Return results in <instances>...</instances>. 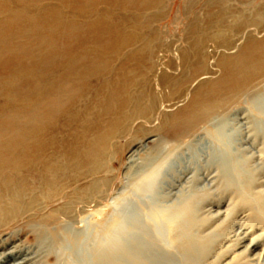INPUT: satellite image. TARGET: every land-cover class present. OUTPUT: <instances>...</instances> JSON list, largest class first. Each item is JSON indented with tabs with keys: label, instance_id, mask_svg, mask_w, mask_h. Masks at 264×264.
Wrapping results in <instances>:
<instances>
[{
	"label": "rangeland",
	"instance_id": "374dc122",
	"mask_svg": "<svg viewBox=\"0 0 264 264\" xmlns=\"http://www.w3.org/2000/svg\"><path fill=\"white\" fill-rule=\"evenodd\" d=\"M1 1L2 0H0L1 11H3H0V65L2 66V62L11 61V67L15 65L17 69H19L22 66L21 69H19V74L10 72L11 70L9 69L5 70L0 66V87H2L0 88V95L2 96L0 97L1 117L7 118L10 115V111L16 109L21 112L25 111L24 114H27L29 110H31V112L33 111L32 106L35 99V96L33 95H35V86L37 83V73L35 71L38 69L37 65L34 64L36 63L35 61H37L35 59H38L39 57L44 58L45 55H47L46 53L51 50L53 52L56 50V52L58 51L61 54L64 53L65 60L69 59L68 61L79 59L80 56V58H83L84 64L96 59V57L98 60L108 61V67L103 71H95L96 73L85 71L77 72L75 76L76 79L83 83L80 82L82 87L80 93L76 95V98L74 97L75 99H73V101L67 104L63 112H61V114L55 119V122L46 126V130L50 133V136H53L58 141L61 140L63 143L66 141L67 144L68 141H71L70 138L72 135L83 131L82 127L87 131L86 136L96 133L98 134L99 132L106 130L107 123L111 124L112 120L115 119L113 116H105L99 111V109H96L105 105L104 98H106L105 95L107 94L104 93L102 88L108 83L109 87L117 86L120 82L119 80H121L123 76L129 74L134 78L135 83H138L139 77L142 76L145 70V67L143 66L144 64L146 67L148 64L151 65L150 67H152V69L150 72L148 71L146 73L145 76L147 78L145 76L140 77V83H142L144 79L149 82V88L156 93L159 98V103L155 109L156 113L147 114L146 118L137 117L134 118V120L130 119L132 122L130 120L126 121L127 123H125L127 124V127L124 126L121 132H117V134L114 135L115 137L113 136L108 141L104 164L101 168L102 170L100 169L94 174V176H82L80 179L76 178L75 180H71L67 175H62L55 180L57 186H67L65 192L71 195V198L74 196L78 197L77 199L79 201L83 199V188L89 185L93 180H97L99 193L93 196V198L88 199V205L79 204L77 203V200L76 202H73L70 213L66 214L64 212H56L57 210L55 209L64 208L70 197L52 203H44L42 206L44 209H42V211H38L37 213L35 209V213L32 212L34 214H25L23 217H20L21 219L18 218L9 225H3L0 227L1 240L9 237L11 232H16L18 234V236L13 239V243H9L4 249L0 248V252L9 250V247L18 244L25 247L30 246L32 240L28 239L30 236L29 232L33 226L38 224H44L47 228L54 229L68 228L70 230H66V232L71 233L69 239L73 240L76 238L79 240L81 237H78L77 235H80L79 231H82L83 228V223L80 221L89 219L88 217L94 212H99L97 219H100L101 221L107 220L110 214L113 213L114 209L123 210L127 204L130 208L127 212L135 213V215L133 214V220H136V222H133V224L137 226V232H134V235L139 238L141 243L140 249L142 250V254L140 255L145 258L141 257L140 262L138 261L137 264H264V109L261 110L264 107V75L256 79L251 86L247 87L236 97L231 99L227 98L228 100L226 99V102L215 113L196 121L189 130H181L180 137H169V134L174 131L173 126L180 123L181 128L183 121L186 120V117L182 112L188 108L198 84L202 81L213 82L222 76V69L219 66V60L224 56L237 55L248 40H264V0H108V2L107 0H94L95 2H92V0H83L85 2L82 0H59L61 5H59L58 0H44L45 2L43 1V3L42 0H33L34 2H32V0H19L17 2H15L16 0H3V3ZM220 1L223 5L220 4ZM25 2L27 7L25 6L23 9L21 5L25 4ZM47 2H49V6ZM54 2L57 4V7ZM71 2L75 3V5H70ZM82 2L84 4H81ZM109 2L110 4L112 2V5L108 4ZM134 2L135 4L138 3L136 6L139 7L129 5L131 3V5H133ZM32 3L39 4L38 10L36 8L37 4L32 5ZM101 3L102 5H100ZM41 4L43 5L42 7ZM119 4L122 7L119 6ZM157 5L158 9H155L154 7ZM5 6L7 8H5ZM62 6L64 7L62 8ZM96 6H98V8ZM220 6H222V9L226 11V14L231 17L228 19V22L225 24L223 23L224 26H227L228 24L234 25L237 22H241L243 15L249 16L250 18L258 17L259 24L250 25L244 29L240 28L239 30H236L235 33H226L227 38L229 39L228 43H220L212 38H207L206 36L211 35L213 29H207L206 26L208 23L210 25L212 21L211 18L213 17L212 15L218 14ZM65 7H67L66 10H64ZM132 7H134L136 11ZM59 8L62 9L63 12H61ZM128 8L135 12L130 13ZM259 8L263 11L257 15L255 9ZM17 9L19 10L17 11ZM29 9L30 12L28 11ZM80 9H82L81 12ZM53 10H55L61 17L60 20L62 25H57V21H54L56 18L54 20L53 18H50L54 17L51 15L52 13L54 15L56 14ZM70 10L72 11L71 14L74 13L73 15L70 14ZM88 10H90L89 13ZM124 10L126 12H124ZM139 11L141 12V15ZM79 12L81 15H79ZM2 13H5L7 16L4 14L2 15ZM65 13L69 14L66 15ZM98 13H101L102 15L100 14V16ZM19 14H23L22 16L27 15L25 17L29 22L27 23L26 20H22V17H19ZM46 15L49 19H47L46 22H42L43 19L40 21V16L43 17ZM63 15L65 17H63ZM77 15L80 18L77 17ZM92 15H96L97 18L99 16V18L97 19ZM8 17L10 19L11 17L16 19V21L13 20L15 21V24L14 22L12 23L11 20H7ZM16 17L18 20L21 19L22 24L24 23L25 26H18V20ZM27 17H29V19ZM73 17L75 18L72 19ZM103 17L105 20L102 19ZM36 18L37 20L39 19V23H41L37 26L39 28L35 26L32 27L33 23L31 24ZM141 19L144 20L142 21ZM71 20H73L74 23ZM21 21L18 24H21ZM48 22L49 25L47 24ZM78 22L80 23V26ZM102 22L107 25L105 26ZM97 24L99 29L97 28ZM82 25L85 26V28L87 27V30L89 28L91 30L87 31ZM119 25H121V30L119 29ZM73 26H75V29L79 32L81 31L78 35L76 34L77 39L71 31V27ZM29 27L32 31L29 30ZM56 27L63 32H60ZM116 28L119 29L117 33L118 35L115 34L117 31ZM37 29L44 30V32L38 30L37 33ZM83 29L84 34L82 33ZM132 29H134V31ZM135 29L136 32L139 29L141 30H139L137 34ZM6 30L7 32H5ZM92 30H94V32L97 30V33H92ZM106 30L108 34L106 33ZM101 31L103 34L99 33ZM109 31L113 32L111 33ZM120 31L125 32L122 33ZM16 33H18V36ZM198 33L199 35L203 33L205 35L204 37H206L203 39L204 41L201 45H196L199 36ZM92 34L94 37H92ZM61 35H64V38L61 37ZM70 35L72 36L71 38ZM110 35H115L113 41L111 40L112 36ZM122 35L124 36L123 39ZM107 36L110 37L112 42ZM119 37L122 41H119ZM114 39L116 41H114ZM94 40H98L99 43H96ZM127 40L129 42L133 40L136 43L139 41L140 45L135 44L133 41L132 43H129ZM124 41H126V43H123ZM68 42L69 44H67ZM114 42H120L123 44L121 45L122 47L124 46V49L121 47L120 52L123 51L126 54L128 51L131 54L127 52V57H121L120 55L123 54L119 51L117 53H113V51L112 53H110L111 51L103 53L100 51L104 46L106 48H108L107 46L110 47V45L113 46V44H115ZM1 45H3L2 48ZM128 45L130 46L128 47ZM75 46L77 50L74 48ZM141 49L144 50L142 51ZM145 51H148L149 54L147 55ZM117 54L118 56H116ZM129 54L130 56L132 55L130 58ZM112 56L116 57V60H114V57ZM133 56H136L137 59L136 57L133 58ZM124 60L126 65L124 64ZM118 61H122L123 63L121 62L119 64ZM109 63H113L110 65L114 67L116 72L110 67ZM30 65L31 67H29ZM63 65L64 64L55 66L52 64L49 65L48 63L44 64L41 69L43 71L46 70L45 74L47 78L50 75L62 77L65 75ZM116 65L120 66L116 67ZM25 67H27V69H25ZM119 67L122 68L120 69ZM10 75H15V79ZM77 75L79 76V79L77 78ZM5 77H7L8 80H6ZM162 77L167 80L170 79L171 83H168L167 81H165V84H163L164 81L161 83L160 80ZM10 78L12 80H10ZM3 79L6 81V84ZM25 80H28L31 84L25 82ZM112 80H116L114 81L116 84L112 82ZM23 82L29 87H25ZM4 84L6 88L3 86ZM256 84H258V86ZM18 85L21 87H18ZM23 85L24 88L22 89ZM98 85H101L100 89ZM134 88L139 89V86L134 84L131 86L130 92L138 90H135ZM26 89H32L29 93L32 96H28L29 98L27 100L24 98L22 100L14 98V100L8 101L6 99L8 98L7 90H15L18 95H22L26 92ZM176 91H178V93ZM76 92H78V90H76ZM25 96L26 95H24V97ZM252 102H255L257 106L254 107L256 104L254 103L255 105H253ZM259 107L261 109H259ZM23 108L24 111H22ZM71 114H74L75 117L70 118L69 116H71ZM252 117L257 118L253 119ZM6 118H2V120ZM231 119L234 123L241 122V136L237 137L234 133V137L230 141V165L225 167L221 162L220 164L218 162H210L206 154H202V156L197 158L194 155L196 141L200 140V137L201 140L207 138L206 140L209 139L210 141H215L217 138L216 133L219 132L220 129L218 125H221L223 122H230ZM255 120L257 121L258 126H256L257 124H255ZM258 120L262 121L258 122ZM228 128L234 127L229 126ZM31 136L36 137L35 132H33ZM239 137L242 140L241 143L237 141ZM188 147L191 149H188ZM185 152H188L189 156L191 155L193 157L191 160L192 169H190L184 176L180 177L178 182H172L173 186L170 194H172L173 197V194H175L178 189H184L185 187L191 186L189 191L193 195L194 202L192 208L193 221L186 234H172L167 223L158 215L155 207L151 205L153 200L144 199L141 201L142 199H140V196L142 191L136 188L139 180L132 175V170L141 167L142 170L146 169L148 164L154 165L155 162L158 160L160 161L163 157L169 156L173 153L181 155ZM193 173L196 174L198 178L195 182H192L193 184H191L187 180H190ZM128 174H130V176H128ZM23 178L28 182V187L32 189L42 201L43 198H47V196L52 194V187L47 185V180H44L31 172L25 173ZM135 202L139 204L137 205ZM145 203L146 205H143ZM147 206L149 207L147 208ZM151 216L153 220H151ZM25 217L28 218L25 219ZM142 222H144V225ZM74 232L76 234H74ZM64 233H60L61 238ZM65 250V244H62L60 251ZM66 251L68 252V250ZM46 262L47 264H52L54 262L53 257L48 256L42 259H36V261L32 260L29 264H46Z\"/></svg>",
	"mask_w": 264,
	"mask_h": 264
},
{
	"label": "bare ground",
	"instance_id": "6f19581e",
	"mask_svg": "<svg viewBox=\"0 0 264 264\" xmlns=\"http://www.w3.org/2000/svg\"><path fill=\"white\" fill-rule=\"evenodd\" d=\"M17 1H19V0H16L15 2H17ZM43 1L44 0H42V3H43ZM75 1H77V0H75ZM85 1H83V2H85ZM95 1L92 0V2H95ZM97 1H99V0H97ZM20 2H22V1H20ZM27 2H29V1H27ZM32 2H34V1L32 0ZM83 2L81 4H84ZM107 2H108V0H107ZM112 2H111V4H110V2L108 4L112 5ZM118 2H122V1H118ZM39 3H41V2H39ZM47 3L49 6V2H47ZM54 3H53V5H54ZM58 3H59V5H61L59 0H58ZM18 4H20V3H18ZM35 4H37L36 8L38 10L39 4L38 3H35ZM35 4L32 3V5H35ZM50 4H52V3H50ZM72 4L75 5V3L71 2L70 5H72ZM125 4H127V3H125ZM131 4H129V5L130 6H136V4L138 5V3L135 4V2L133 3V5H131ZM220 4L223 5L221 1H220ZM23 5H21V6L24 9V7L26 6V2ZM100 5H102V3ZM2 6H4V5H2ZM42 6L43 5L41 4V7ZM45 6H47V5H45ZM119 6H121V5L119 4ZM56 7H57V4H56ZM63 7L64 6H62V8ZM96 7L98 8V6H96ZM136 7H139V6H136ZM5 8H7V7L5 6ZM5 8H4V10H5ZM66 8L67 7H65L64 10H66ZM74 8H73V10H74ZM115 8H114V10H115ZM132 8H134V7H132ZM154 8L158 9V5ZM222 8L223 7L220 6V9H219L217 15H215V14L212 15L213 17L211 18L212 21H211L210 25H209V23L207 24V26H206L207 29H213L212 34L209 36H206L207 38H212L213 40H216L220 43H228L229 39L227 38L226 33H228V32L229 33H235V31L239 30L240 28L244 29L250 25L259 24L258 17H251L250 18L249 16L243 15L241 22H239V23L237 22L234 25L228 24L227 26H224V24L226 22H228L229 21L228 19H230L231 17H229L226 14V11L223 10ZM261 8L255 9V13H257V15L261 11H263ZM1 9L2 8H1V4H0V11H1ZM34 9H35V6H34ZM54 9H55V7H54ZM76 9H77V7H76ZM121 9H123V8H121ZM18 10L19 9H17V11ZM49 10H50V7H49ZM60 10H61V12H63L62 9H60ZM83 10H84V7H83ZM125 10H124V12L127 11V10L126 11ZM128 10H129V8H128ZM139 10H140V8H139ZM28 11L30 12V9ZM39 11H42V10H39ZM53 11H55V10H53ZM53 11H51V12H53ZM81 11H82V9H80V12ZM89 11L90 10H88V13H89ZM129 11H130V13L131 12L134 13L136 11V9L134 12L132 10H129ZM150 11H153V10H150ZM102 12H103V10H102ZM20 13H22V12H20ZM71 13H72V11L70 12V14ZM76 13H78V12H76ZM110 13H111V11H110ZM110 13H108V14H110ZM3 14L6 15L5 13H2V15ZM65 14L68 15L69 13L68 14L65 13ZM73 14H71V15H73ZM95 14H96V12H95ZM100 14L98 13V15H100ZM22 15H20L19 17H22L21 18L22 20L27 21V19L25 17L27 15H25V16H22ZM51 15L54 16V17H50L51 19L53 18V20H54L56 18L54 21H57L56 23L58 26L62 25L61 20H60L61 17L57 14V12L55 15L53 13ZM79 15H81V13ZM140 15H141V12H140ZM48 16H50V15H48ZM13 17H11V19L8 17L7 20L9 19L12 21V23L14 22V24H15L16 19H14ZM63 17H65V16L63 15ZM77 17H79V16L77 15ZM93 17L97 18L96 15ZM27 18L29 19V17H27ZM74 18L75 17H73L72 19H74ZM98 18H99V16H98ZM21 19L18 20V18H17V20H18L17 25L18 26L19 25L25 26L24 23L22 24ZM41 19H43L42 22L43 21L46 22V20L49 19V17H47V15L43 16V17L40 16V21H41ZM62 19H64V18H62ZM102 19L105 20L104 17ZM121 19H123V18H121ZM13 20H15V21H13ZM65 20H66V18H65ZM20 21H21V24H18ZM71 21H73V20H71ZM84 21H86V20H84ZM84 21H82V22H84ZM95 21H97V20H95ZM28 22L29 21H27V23ZM69 22H70V20H69ZM88 22H87V24H88ZM107 22H109V21H107ZM6 23H8V22H6ZM73 23H74V21H73ZM78 23H77V25H78ZM105 23H106V21H105ZM105 23L102 22V24H105ZM31 24H32V27L33 26L37 27L41 23H39V19L37 20V18H36V20L31 22ZM43 24H42V26H43ZM47 24L49 25V22ZM98 24H100V23H98ZM98 24H97V28L99 29ZM108 24H110V23H108ZM83 25H84V23H83ZM106 25L107 24H105V26ZM79 26H80V23H79ZM85 26H86V24H85ZM85 26H83V27L85 28ZM94 26H96V25H94ZM120 26L121 25H119V29L121 28ZM68 27H65V28H68ZM88 27H89V24H88ZM123 27H124V25H123ZM37 28H39V27H37ZM71 28H72L71 31L73 32V35L77 39V35L81 31L79 32L78 30H76L75 26H73ZM102 28H104V27H102ZM22 29H23V27H22ZM40 29H37V33H38V30H40ZM95 29H96V27H95ZM119 29H117V31L115 33L116 35H118L117 33H118ZM29 30L32 31V29H30V27H29ZM33 30H35V29H33ZM89 30H91V29L89 28L87 31H89ZM132 30L134 31V29H132ZM132 30H131V32H132ZM139 30H141V29H139ZM40 31L44 32V30L43 31L40 30ZM59 31L63 32L61 30H59ZM83 31H84V29L82 30V33L84 34ZM87 31H85V32H87ZM92 31H93L92 33H95L97 30L95 32H94V30H92ZM126 31H129V30H126ZM138 31L136 32V29H135V32L137 34H138ZM5 32H7V30ZM20 32H19V34H20ZM25 32L27 33L26 30H25ZM49 32H51V31H49ZM109 32L112 33L113 31H109ZM120 32H122V31H120ZM124 32H122V33H124ZM45 33L47 34L46 31H45ZM88 33H91V32H88ZM99 33L103 34L102 31ZM106 33H107V30H106ZM134 33H133V35H134ZM17 34L18 33H16V35ZM52 34H54V33H52ZM64 35L67 36L66 34H64ZM64 35H61V37H63ZM123 35H122V39L124 38ZM198 35H199V33H198ZM0 36H1V34H0ZM110 36H112L111 40L113 41V37L115 35L114 36L110 35ZM126 36H128V35H126ZM140 36H141V34H140ZM204 36L205 35L203 33H201L198 36L197 41H196V45H201L203 43V41H204L203 39L206 38ZM71 37L72 36L70 35V38ZM86 37H87V35H86ZM92 37H94V35ZM80 38H82V37H80ZM108 38L110 40V37H108ZM142 38L144 39L143 36H142ZM115 39H114V41H116ZM120 39L121 38L119 37V41H122V39L121 40ZM134 39H135V35H134ZM61 40H62V38H61ZM88 40H89V38H88ZM137 40H138V38H137ZM55 41H57V40H55ZM94 41H96V40H94ZM132 41L133 40H131L130 42L132 43ZM73 42H74V40H73ZM97 42H98V40L96 41V43ZM133 42H135V41H133ZM58 43H59V41H58ZM116 43L115 44L112 43L113 46H111L109 44L110 47L107 46L108 48H106L105 46L102 47L100 45L102 47L100 51L103 53L109 52V51H111L110 53H112V51H113V53H117L118 51L120 52V49H121L123 44L120 42H118L117 44ZM123 43H126V41H124ZM67 44H69V42ZM135 44H139V41H138V43L135 42ZM130 45H132V44H130ZM130 45H128V47ZM2 46L3 45H1V48H2ZM84 46H85V44H84ZM90 46H91V44H90ZM54 47H55V45H54ZM74 48H76V46ZM139 48H140V46H139ZM122 49H124V46L122 47ZM126 49H127V47H126ZM137 49H138V47H137ZM73 50H75V49H73ZM76 50H77V48H76ZM51 51H48V52L46 51L47 55H45L44 58L39 57L38 59H35L37 61H35L36 63H34V64L37 65L38 69H36V71H35L37 73V83L35 86V95H33V96H35L33 106H32L33 109L31 108L33 111L31 112V110H29V112L26 111L27 114H24L25 111L23 108L22 111H24V112L18 111V109L14 110V111H10V115L7 118L1 117L2 115H0V227H2L3 225L4 226L9 225L11 222L17 220L20 217H23L25 214L34 212L35 209H36L35 211H37V213H38V211H42V209H44V207H42V206L46 202L52 203L54 201H59V200L64 199V198L67 199L68 197H70V198L68 199V202L64 206V208H62V209L58 208L55 210H57L56 212H62V213L64 212L66 214L70 213V210L73 206V202H76L78 200L77 199L78 197L74 196L73 198H71V195H69L67 192H65L67 189V186H61V185L57 186L55 184V180L58 179L62 175H67L68 177L71 178V180H75L76 178L80 179V178H82V176H85V177L94 176V174L97 173L103 167L105 154H106V150H107L106 146H108L107 145L108 141L114 135H116L117 132H121V130L124 128V126L127 125L126 121H128L130 119L134 120V118H137V117L146 118L147 114L156 113L155 109L157 108V105L159 103L158 96L156 95V93L153 92V90H151L149 88L150 87L149 82L146 79H144L142 81V83H140V79H141L140 77L145 76L146 73L148 71L150 72L152 69V67H150L151 65L148 64L146 67V65L144 64L143 66L145 67V70H144V73L142 74V76L139 77V82L137 81L138 83H135L134 78L131 76V74H129V75L123 76V78L121 80H119L120 82L117 84V86H115V87L110 86L109 87V83H108L107 85H105L104 88H102L104 93L107 94V95L104 94L106 96V98H104L105 99V105H103V107H101V108H96V109L97 110L99 109V111L101 113H103L105 116H110V117L113 116L115 119V120H112L111 124L107 123V125H106L107 129L106 130H103V131L99 132L98 134L96 133V134L86 136L87 131L85 128L82 127L83 131L77 132L75 135H72V137L70 138L71 141L70 142L68 141L67 144H66V141L64 143L61 142V140L58 141L53 136H50V133H48L46 130V126L55 122V119L61 114V112H63V110H64V108H66L67 104H69L71 101H73V99L76 98V95H78L80 93V90L82 89V87H81L82 82L80 80L78 81L76 79L75 76H76L77 72H79V71H85V72H95L96 71L97 72V71H101V70L103 71L105 68L108 67V61H101L100 59L98 60L96 57L98 55L97 54L95 56L96 59L88 62L87 64H84L83 58H80L81 56L79 57V59H74L72 61L71 60L68 61L69 59L65 60L64 53L61 54L58 51L56 52V50L54 52L53 51L51 52ZM124 51H126V50H124ZM122 52H120V53L123 55H120V53H119V55L121 57L126 56L128 51L126 52V54L124 52L123 53ZM134 52H136V51H134ZM147 52L145 51V53L148 55L149 52L148 53ZM128 53H130V52H128ZM132 53H133V51H132ZM105 54H107V53H105ZM130 54H129V58L132 56V55L130 56ZM63 55H64V57H63ZM142 55H143V53H142ZM35 56H36V54H35ZM114 56H112V57H114ZM116 56H118V54ZM135 57L133 56V58H135ZM115 58L116 57H114L113 59L116 60ZM136 59H137V57H136ZM136 59H135V61H136ZM86 60H88V59H86ZM141 61H142V59H141ZM121 62H119V64ZM10 63H11V61H6L4 63L2 62V66L1 65L0 66L3 67L5 70L9 69V70H11L10 72H15L16 74H19V71H20L19 69H21L22 66L19 69H17V67L15 65H13V67H11ZM48 63H49V65L52 64L55 66H60V65L64 64L63 66H64L65 75H63L62 77L50 75L47 78L46 74H45L46 70L43 71L41 68L44 66V64H48ZM110 64L112 65L113 63H109V65ZM124 64H125V60H124ZM111 65H110V67H112L114 69V67ZM118 66H120V65H116V67H118ZM219 66L222 69V76L216 81H213V82H203L202 81L198 84V86L196 87V89L193 93V99L191 100L188 108L182 112V114L185 115L186 120L183 121L181 128H180V123L176 126H173L174 131L169 134L170 138L180 137V134H181L180 131L181 130L187 131L193 126V124L196 121L201 120L204 117L215 113L220 107H222V105L226 102L227 98L231 99L233 97H236L238 94H240L242 91H244L247 87L251 86L256 79H258L264 75V40H262V41L248 40L247 43L245 44V46L241 49V51L237 55L222 57L219 60ZM29 67H31V65ZM25 69H27V67H25ZM127 71H129V70H127ZM108 72H109V68H108ZM112 72H113V70H112ZM114 72H116L115 69H114ZM59 73H57V74H59ZM119 73H120V71H119ZM119 73H118V75H119ZM124 73H125V71H124ZM14 76H13V78L15 79ZM7 77H5L6 80H8ZM69 77H71V78H69ZM68 78H69V81H68ZM77 78L79 79V76ZM135 78H137V77H135ZM82 79H84V78H82ZM163 79H164V77H162V79L160 80L161 83H163V81H164L163 84H165V81H167L168 83H171L170 79H168V80L167 79L163 80ZM10 80H12V79L10 78ZM76 80H77V82H76ZM3 81L6 84V81L4 79H3ZM114 81H116V80H114ZM114 81L112 80V82H114ZM25 82H28V80H25ZM28 83L31 84L30 82H28ZM5 84L3 86H5ZM24 84H25V87H27V88L29 87L28 85L26 86V83H24ZM134 84L135 85L137 84L139 86V89L134 88L135 90L136 89H138V90H136L134 92H130V88ZM88 85H90V84H88ZM101 85L100 86L98 85L99 89H100ZM256 85L258 86V84H256ZM14 87H16V86H14ZM18 87H21V86L18 85ZM0 88H2V87H0ZM5 88H6V86H5ZM23 88H24V85H23L22 89ZM88 88H90V87H88ZM31 90L32 89H28V90L26 89L25 93H23V91H22V93H23L22 95H20V94L18 95L15 90H12V91L7 90L8 98H6V97L5 98L8 101L14 100V98H17V100H20V99L22 100L23 98L25 100H27L29 98L28 96L31 95V94H29L31 92ZM76 90H78V92H76ZM102 90H100V91H102ZM176 92L178 93V91H176ZM179 93H180V90H179ZM5 94H6V92H5ZM24 95H26V96L24 97ZM0 97H2V96L0 95ZM255 102H256V100H255ZM263 102H264V99H263ZM254 103H253V105L256 104V103L255 104ZM1 104H3V103H1ZM103 104H104V102H103ZM256 106H257V104L254 107H256ZM259 109H261V108L259 107ZM263 109H264V107L261 110H263ZM261 110H260V112L262 113ZM263 113H264V110H263ZM69 117L73 118V117H75V115L71 114V116H69ZM2 118H6V119L2 120ZM256 118L254 117L253 119H256ZM130 121L132 122V120H130ZM130 121H129V123H130ZM260 121H262V120H260ZM260 121L258 120V122H260ZM255 122H256L255 124H257L256 120H255ZM124 123H125V125H124ZM240 124H241V122H235L234 123L232 121V119L230 120V122H227V123L223 122L221 125L219 124L218 125L220 127L219 132H217V133L214 132V133H216V137H217L216 140L210 141L209 139L206 140L207 138L204 140L203 139L201 140V137H200V140L196 141V145H195L196 147L194 146V155L197 158H199V156H202V154L203 155L206 154L208 159L210 160V162H218L219 164L221 162L222 165H224L225 167L229 166L230 165L229 164V149H231L229 146V145H231L230 141L234 137V133L237 135V137L241 136ZM229 126L234 127V128H228ZM256 126H258V124ZM33 132H35L36 137L31 136ZM88 132H90V131H88ZM237 141L241 143L242 140L239 137L237 139ZM233 148H235V147H233ZM188 149H191V148L188 147ZM239 152H241V151H239ZM192 158L193 157L191 155L189 156L188 152H185L181 155L173 153L169 156L161 158V160L160 161L158 160L157 162H155L154 165L148 164L146 169L142 170L141 169L142 167L139 169L137 168L135 170H132L133 174L131 173L132 175H134L139 180L138 185H136V188L138 190L142 191L141 196H140V199H142L141 201H143L144 199L153 200V202H151V205L153 207H155L158 215L167 223L172 234L173 233L186 234L189 231V229H190L189 226L192 224V221H193L192 208H193L194 202H193V195L189 191L190 190L189 188H191V186L185 187L184 189H178L175 192V194H173V197H172V194H170L173 183L175 181L178 182V180H180V177L184 176L190 169H192L191 168ZM202 160H203V158H202ZM193 165H194V163H193ZM217 168H218V166H217ZM84 169H87V170H84ZM27 172H31L33 174H36L38 177H40L44 180H47V185L49 187H52V191H53L52 194L47 196V198H43V201H42V199H39L38 196L32 191V189H30L28 187V182H26L25 179L23 178V175ZM128 176H130V174H128ZM197 178H198L197 175L193 173L190 180H187V181L190 182L191 184H193L192 182H195L197 180ZM98 193H99L98 182H97V180H93L89 185H87V186H85V188H83V192H82L83 199L81 201L78 200L77 203L88 205L89 204V203H87V201H89L88 199L93 198V196L97 195ZM73 194H75V193H73ZM143 205H146V203ZM54 207H55V205H54ZM148 207L149 206H147V208ZM129 209L130 208L127 206V204L123 210L122 209H120V210L114 209L113 213L110 214L109 218H107V220H103V221H101L100 219H97V216H99V212H94L93 214L90 215V217H88L89 219H85V221L84 220L80 221L81 223H83V228H82V231H79L80 235H77L78 237H81V238H79V240L76 238H74L73 240L69 239L71 236V233L66 232V230L67 231L70 230L68 228L54 229V228H47V226L44 224L35 225L30 230V232H29L30 236L28 238V239L32 240L31 241L32 244L28 247L27 246L25 247L21 244H18V245L9 247V250L0 252V264H29L30 262H32V260L36 261V259H42V258L48 257V256L53 257L54 262L52 264H122V263L123 264L124 263L125 264H137V262L138 261L140 262V259L143 256L140 255V254H142V252H141L142 250L140 249L141 243L139 241V238H137L134 235L135 234L134 232H137V230H136L137 226L133 224V222H136V220H133V214L135 215V213L127 212ZM34 213H32V214H34ZM26 218H28V217H25V219ZM137 218H139V217H137ZM151 218H152V216H151ZM89 220H92V221H89ZM151 220H153V218ZM142 223L144 225V222H142ZM135 224H137V223H135ZM60 233L61 234L64 233L62 238L60 237ZM74 234H76V233L74 232ZM16 236H18V234L16 232H11V235L9 237H7L3 240L0 239V248L4 249V247L7 246L9 243H11ZM62 244H65L66 250H68V252L66 250L60 251ZM47 260H49V259H47ZM46 264H47V262H46Z\"/></svg>",
	"mask_w": 264,
	"mask_h": 264
}]
</instances>
